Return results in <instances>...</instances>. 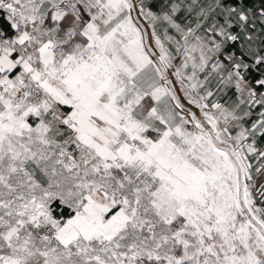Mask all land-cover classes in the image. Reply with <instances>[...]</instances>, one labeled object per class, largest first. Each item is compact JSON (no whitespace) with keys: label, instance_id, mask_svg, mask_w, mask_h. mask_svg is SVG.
Wrapping results in <instances>:
<instances>
[{"label":"snow or ice","instance_id":"6c2138e0","mask_svg":"<svg viewBox=\"0 0 264 264\" xmlns=\"http://www.w3.org/2000/svg\"><path fill=\"white\" fill-rule=\"evenodd\" d=\"M0 264H264V0H0Z\"/></svg>","mask_w":264,"mask_h":264}]
</instances>
